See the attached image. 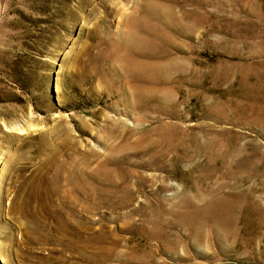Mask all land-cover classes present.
I'll list each match as a JSON object with an SVG mask.
<instances>
[{
	"label": "rangeland",
	"instance_id": "374dc122",
	"mask_svg": "<svg viewBox=\"0 0 264 264\" xmlns=\"http://www.w3.org/2000/svg\"><path fill=\"white\" fill-rule=\"evenodd\" d=\"M146 25L179 62L134 88ZM238 189L235 240L194 241ZM0 264H264V0H0Z\"/></svg>",
	"mask_w": 264,
	"mask_h": 264
},
{
	"label": "bare ground",
	"instance_id": "6f19581e",
	"mask_svg": "<svg viewBox=\"0 0 264 264\" xmlns=\"http://www.w3.org/2000/svg\"><path fill=\"white\" fill-rule=\"evenodd\" d=\"M147 29H149L147 25L145 26V28L135 27L132 30V33L131 32H130L131 34L129 33L131 36L127 39V41L129 40L128 45L126 44L128 47L127 48L128 51H127V54H125V56L121 59V62H120V70L125 77L124 79H126L125 81L128 84H131V86H133L134 88H141V86L145 84L146 82L145 80L148 77L146 75H149L148 74L149 71H152V70L153 72L158 71L160 68H163L166 65H171V67H174L173 65L179 62V61L176 62L175 61L176 59H172L174 61H171L168 63L164 62L162 61V55L165 56L164 53L160 54L159 52L156 53L154 51L153 53L150 51L151 49L150 50L148 49L149 48L148 46L151 42L150 41L151 38L149 37V35L151 34H150V31H148ZM157 78L155 81H157ZM153 82L154 81H152V83ZM144 95H145V92H144ZM137 98L139 99L140 95L137 96ZM246 195H247L246 191H242L240 189L236 191H230L226 195H221L211 201L205 202L204 204L197 206L196 208L191 210L189 214H185L186 220L183 219V221L184 222L187 221L192 226V238H194V241L202 240L204 236V232H205V238H206V231H205L207 230L206 227L212 233H216V234L220 233V235L222 234L223 236H226L227 239L229 238L232 241H234L236 238L237 228L238 227L242 228L244 226V222H245L244 216H245V213L247 212V208L246 206L242 210L241 208H242V203L244 199H246ZM250 203L254 207L256 206V204L253 201H251ZM75 204L85 211L88 210V207H91V205H88V207L84 206L82 202L81 203L77 202ZM76 223H77V226L75 228L79 229L81 223L80 222H76ZM76 223L74 224L76 225ZM155 234H157L158 236L154 234H152V236L157 237L159 241L165 245V247H168V248L170 247V244L166 243V240L164 238L165 236H162V235L159 236L158 233H155ZM160 247L162 248L163 246L159 244V248Z\"/></svg>",
	"mask_w": 264,
	"mask_h": 264
}]
</instances>
